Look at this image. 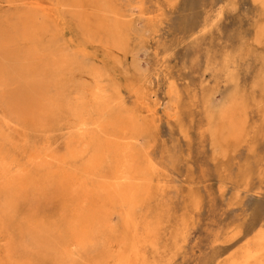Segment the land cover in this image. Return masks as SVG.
Wrapping results in <instances>:
<instances>
[{
    "label": "bare ground",
    "instance_id": "obj_1",
    "mask_svg": "<svg viewBox=\"0 0 264 264\" xmlns=\"http://www.w3.org/2000/svg\"><path fill=\"white\" fill-rule=\"evenodd\" d=\"M116 1L0 0V264H37L41 256L54 264H175L178 258L181 264H264V219L254 223L252 212L247 227L236 228L219 218L213 198L206 210L213 216L196 221L201 230L190 249L189 215L166 233L167 222L152 204L166 198L169 176L148 142L149 128L160 117L142 93L135 102L140 112L129 108L125 95L136 92L135 85L122 86L111 76L133 26ZM250 1L262 20L264 0ZM224 13L218 9L199 26L197 47L219 30ZM256 28L253 43L261 45L264 20ZM246 50L254 52L251 45ZM137 51L131 63L139 70L142 48ZM230 56L225 52L215 65L217 76ZM262 81L264 90V75ZM62 82L71 90L59 125L67 135L64 149L30 143L25 135L14 140L15 117L21 134L28 120L34 131L46 129L40 118L53 115L58 105L49 89ZM141 82L147 79L136 84ZM167 86L168 96L177 99L172 79ZM246 112L235 91L218 105H204L202 132H209L215 150L237 141ZM39 199L54 201L58 213L46 220L17 214L20 203L27 207L25 202ZM261 202L262 194L254 197L255 208ZM197 205L186 211H200ZM18 250L23 257L15 255ZM181 250L188 251L177 256Z\"/></svg>",
    "mask_w": 264,
    "mask_h": 264
},
{
    "label": "rangeland",
    "instance_id": "obj_2",
    "mask_svg": "<svg viewBox=\"0 0 264 264\" xmlns=\"http://www.w3.org/2000/svg\"><path fill=\"white\" fill-rule=\"evenodd\" d=\"M172 1H116L118 10L131 14L125 23L131 21L133 26L127 28V48L117 58L119 62L114 64L111 76L122 86L135 85L136 92L125 95L129 108H137L135 102L142 93L149 96L148 106L156 109L160 117L161 122L149 128L148 142L153 146V159L160 161L168 172L169 190L166 198H158L152 208L167 222L168 235L175 232L181 219L191 217L194 225L188 230L189 247H186L190 249L201 230L196 221L204 222L213 216L206 211L210 198L221 210L219 218L236 228L247 227L252 212L254 223L264 219V90L261 86L264 43H253L256 26L264 18L260 20L250 0H174L170 5ZM220 8L225 13L219 30L213 31L205 44L197 47L195 35L199 26ZM246 45H251L254 52L246 54ZM141 48L137 54L139 70H136L131 55ZM225 52L231 53L230 63L217 76L215 65ZM143 77L147 82L136 84ZM170 79L178 92L175 100L167 94ZM67 86L62 82L49 89V94L57 97L58 105L53 115L47 113L40 118L41 125H46L45 130L34 131L28 120L25 123L29 129L21 134L17 125L20 121L15 117L10 122L13 139L20 141L25 135L30 143L41 145L48 141L53 144V151H62L67 135L59 125L64 122L63 105L71 94ZM231 91L245 101L246 122L237 141L217 145L215 150L209 132L205 135L202 132L206 120L204 105H218ZM166 101L174 104L167 102L166 105ZM140 109L137 108L139 112ZM167 116L170 118L166 119ZM258 194H262V202L255 208L253 199ZM192 198L196 200L193 204ZM189 203H198L200 211H186L192 207ZM20 204L17 214L22 216L35 213L46 220L58 213L55 202L48 199L25 202L27 207L22 204L23 209ZM186 251L181 250L177 256ZM19 252L15 255L23 257V251ZM95 255L94 252L92 256ZM54 263L55 260L43 256L37 260V264ZM175 264H181L180 258Z\"/></svg>",
    "mask_w": 264,
    "mask_h": 264
}]
</instances>
